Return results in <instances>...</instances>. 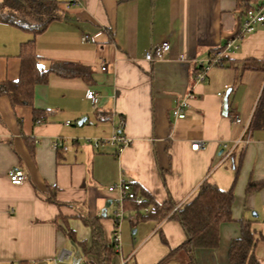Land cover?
<instances>
[{
	"label": "crops",
	"instance_id": "obj_1",
	"mask_svg": "<svg viewBox=\"0 0 264 264\" xmlns=\"http://www.w3.org/2000/svg\"><path fill=\"white\" fill-rule=\"evenodd\" d=\"M58 1L61 18L34 37L39 65L77 64L81 74L49 72L45 83L34 86L31 105L12 106L0 94V264L49 263L74 246L78 264H99L79 245L92 240L82 215L97 217L110 242L120 205L110 264L123 258L157 264L185 240V232L175 219H140L146 208L138 214L127 199L118 203V192L108 186L119 179L135 183L158 204L170 198L176 207L204 181L231 189L233 220L220 224L216 247L195 249L196 264H228L239 220L251 222L258 237L254 254L264 264V184L250 186L264 181V109L260 125H251L264 93V24L239 31L243 11L261 0ZM83 33L94 38L85 41ZM31 38L0 22V82L18 78L20 44ZM162 40L170 45L163 58L146 61L145 52ZM218 50H224L223 65L196 80L200 64ZM87 90L96 94L95 104ZM182 98L185 116L175 118L170 111ZM34 111L43 119L34 122ZM245 127L248 141L231 149ZM118 130L131 139L119 153L115 144L93 147L91 139H108ZM55 140L61 142L57 149ZM195 141L202 147L192 149ZM11 167L23 169L24 182L10 183ZM185 261L176 255L163 264Z\"/></svg>",
	"mask_w": 264,
	"mask_h": 264
},
{
	"label": "trees",
	"instance_id": "obj_2",
	"mask_svg": "<svg viewBox=\"0 0 264 264\" xmlns=\"http://www.w3.org/2000/svg\"><path fill=\"white\" fill-rule=\"evenodd\" d=\"M58 0H0V22L14 25L32 34V38L20 44V72L15 80L0 82V94L6 95L12 106L31 105L33 89L36 84L45 83L48 74L55 71L62 75L81 74L82 66L72 63H55L48 69L39 65V57L35 50V35L43 32L49 23L61 18V8ZM246 67H255L248 63ZM264 109V93L260 96L258 108L252 120V126H259L262 121ZM43 115L35 113L34 122L43 119ZM264 181L254 182L250 186H261ZM134 198H126V205L140 214V219L153 218L162 220L172 218L177 220L185 232V240L176 248L171 249L157 264L176 255H184L186 261L182 264H196V248H214L219 242V226L223 222L233 220L231 189H220L214 183L204 181L199 186L196 195L186 203L176 207V204L167 198L162 204L156 203L152 197L135 183L130 182ZM124 199V200H126ZM82 221L88 225L92 232L90 245L80 242L84 253H93L99 264H110L114 253V242H106L103 238L101 223L97 217L82 215ZM240 231L232 239L228 250V264H260L254 254V247L258 240L250 221L239 220ZM114 229L118 221L114 219ZM67 235L76 244L74 235L67 229ZM262 238V236H260ZM81 264V263H80ZM89 264V261H85Z\"/></svg>",
	"mask_w": 264,
	"mask_h": 264
},
{
	"label": "built area",
	"instance_id": "obj_3",
	"mask_svg": "<svg viewBox=\"0 0 264 264\" xmlns=\"http://www.w3.org/2000/svg\"><path fill=\"white\" fill-rule=\"evenodd\" d=\"M77 2V0H68L67 6L73 5ZM264 24V0H261L259 3L254 6H250L243 11V17L240 22V33H249L252 32L258 25ZM81 38L85 41L92 40L93 35H88L83 33ZM229 43H227V46ZM170 45L168 40H162L160 43L152 45L144 54V59L146 61L153 62L155 60L162 59L164 54L169 50ZM224 50H218L208 59V61L204 64H200V68L197 70L195 78L196 80H202L207 72V70L212 66H222L223 65V57ZM102 69H105V65H102ZM85 97L91 101L92 104H95L97 101V96L92 90H87L85 93ZM186 97H192V93H188ZM187 105L186 98H182L176 106L171 109V115L175 118H183L185 116V107ZM235 121H239L237 116H234ZM123 122L121 123V126ZM247 128L245 127L241 137L233 140L231 149H241L243 145L248 141L247 137H245V132ZM244 135V136H243ZM92 145L94 148H97L102 143H110L115 144L117 146V152L119 153L124 147L128 146L131 143V139L123 135L119 130L115 134H113L108 139H91ZM61 146V142L59 140H55L53 142L54 148H59ZM202 147V143L199 141H195L191 144L192 149H198ZM223 147H227L226 143H223ZM66 148V146H63ZM8 179L11 184L19 185L26 179V173L23 169L19 167H11L7 172ZM109 191H117L118 197L117 201L121 204V202L126 198H134V192L131 189L130 183L124 179H119L116 183L110 184L108 186ZM122 216V206L120 205L115 211V219L118 221ZM116 228L114 229L112 241L114 242L115 247L118 245V235L116 233ZM65 253H61L58 257L52 259L47 264H62L61 261L65 256ZM118 264H128V258H123L120 260Z\"/></svg>",
	"mask_w": 264,
	"mask_h": 264
},
{
	"label": "water",
	"instance_id": "obj_4",
	"mask_svg": "<svg viewBox=\"0 0 264 264\" xmlns=\"http://www.w3.org/2000/svg\"><path fill=\"white\" fill-rule=\"evenodd\" d=\"M226 108H227V95L224 96V99H223V110L226 111ZM82 120L79 121V123L81 122ZM66 253L67 255L70 254L72 255L71 259L69 262H64L63 260L61 261L62 264H78L80 258H81V254H80V251L78 250V248L76 246L73 247V250H63L61 253ZM15 264V263H13ZM34 264H47V261L46 260H40V261H37L36 263Z\"/></svg>",
	"mask_w": 264,
	"mask_h": 264
}]
</instances>
